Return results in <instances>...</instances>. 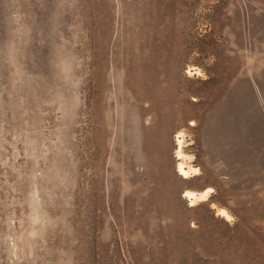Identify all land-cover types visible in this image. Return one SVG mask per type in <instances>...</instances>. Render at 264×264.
I'll return each mask as SVG.
<instances>
[{"label":"rangeland","instance_id":"obj_1","mask_svg":"<svg viewBox=\"0 0 264 264\" xmlns=\"http://www.w3.org/2000/svg\"><path fill=\"white\" fill-rule=\"evenodd\" d=\"M0 264H264V0H0Z\"/></svg>","mask_w":264,"mask_h":264},{"label":"bare ground","instance_id":"obj_2","mask_svg":"<svg viewBox=\"0 0 264 264\" xmlns=\"http://www.w3.org/2000/svg\"><path fill=\"white\" fill-rule=\"evenodd\" d=\"M190 70L193 72L194 70H197V69L196 68H190L189 71ZM187 75L190 77V76H196L197 74H193V75L187 74ZM178 139H179L181 151H179L177 156H176L177 160L179 161L178 166H177V172H178L179 177H181L182 179L190 180V179H193L199 175V173H198L199 169L197 167L187 168L185 166V164L183 163V160L187 156H186V154H184L182 152V145H181L182 144L181 143L182 138H181L180 134H178ZM213 193H214V190L212 188H207L206 190H203L200 193L194 192L191 190H186L183 193V198L188 200L189 202H191L192 207H196L197 204H199V203L208 202L212 198ZM213 208L215 209V206ZM217 216L226 220L227 222H230L233 219L232 216L230 215V213L224 208H220L217 211Z\"/></svg>","mask_w":264,"mask_h":264}]
</instances>
